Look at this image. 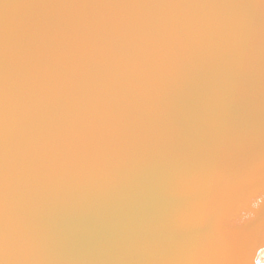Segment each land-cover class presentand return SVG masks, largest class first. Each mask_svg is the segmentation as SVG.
<instances>
[{"label": "water", "instance_id": "obj_1", "mask_svg": "<svg viewBox=\"0 0 264 264\" xmlns=\"http://www.w3.org/2000/svg\"><path fill=\"white\" fill-rule=\"evenodd\" d=\"M263 209L264 0H0V264H251Z\"/></svg>", "mask_w": 264, "mask_h": 264}, {"label": "bare ground", "instance_id": "obj_2", "mask_svg": "<svg viewBox=\"0 0 264 264\" xmlns=\"http://www.w3.org/2000/svg\"><path fill=\"white\" fill-rule=\"evenodd\" d=\"M259 217L261 219L260 222L264 223V209H263V211L260 212ZM241 223H242V225L244 224V222H241ZM237 225L239 226V224H237ZM256 240L257 239H255L253 241L254 243L251 242L250 245L252 244V246H255L256 245V242H255ZM260 246H259L260 248L256 251V254H255L254 259L251 262V264H264V237H263V240L261 241ZM244 249L246 251H248V254H247V256H243L241 258V260L239 261V264H243V260L247 261V257H249V255L253 252V248L250 249V248L244 247ZM246 261H244V264H246Z\"/></svg>", "mask_w": 264, "mask_h": 264}]
</instances>
